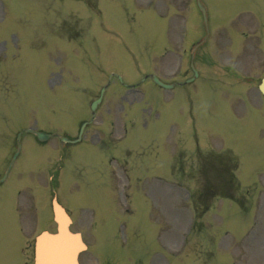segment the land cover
Here are the masks:
<instances>
[{"label":"rangeland","instance_id":"rangeland-1","mask_svg":"<svg viewBox=\"0 0 264 264\" xmlns=\"http://www.w3.org/2000/svg\"><path fill=\"white\" fill-rule=\"evenodd\" d=\"M200 1L207 10L209 30L213 33L207 40L214 44L216 38L224 52L228 50L229 57H219L217 46L210 47V61L198 57V63L213 69L196 66L193 81L175 86L167 93L151 82L140 81L144 72L159 75L161 70L162 77H170L166 72L172 66L182 70L188 67L187 50L203 35L195 0H0V131L10 134L6 137V133H0V158L4 166L9 151L14 149L10 141L16 130L24 126L61 131L68 127L63 123L65 120L74 133L78 123L89 118L90 101L114 75L85 134L90 137L96 131L101 135L102 131H111L115 138L126 128L127 137L118 149L96 144L95 137L65 150L63 162H68L69 154L84 163L77 168V172L83 170L81 175L73 176L74 186L78 184L76 189L72 187L78 191V201L90 194L86 189L97 181H85V170L106 169L107 151L124 150V146L133 150L126 158H136L140 147L128 144L138 134L145 143L140 151L147 154L143 161L148 163L147 150L153 154L155 146L162 160L158 166L149 168L134 162L135 166H144L145 171L141 166L129 167V175L135 180L137 194L148 191L150 188L146 190L143 186L160 178L161 183L156 185L161 216L159 235L151 245H137L136 252L140 255L134 256L138 259L135 262L151 257L152 264H225L224 260L227 264L229 261L240 264L238 251L231 250L232 239L238 241L248 225H260L254 233L258 241L257 257L251 256L254 248L247 244L254 235L249 233L252 226L241 238L245 253L241 264H264V207L260 204L262 201L264 205V196L257 199L264 186V98L255 87L264 74V0ZM189 19L196 31L187 34ZM227 41L229 45L234 43V48L228 45L227 49ZM228 66H234L238 73H227ZM190 74V71L183 73L185 77ZM134 83L141 84V89L137 87L139 92L126 95L123 87ZM226 149L236 155L239 191L246 186L242 194L250 200L241 195L240 201L249 209L245 214L230 199L216 195L211 213L195 214L193 207L200 209L210 202L205 197L208 181L201 169L207 168V173L216 169L210 154L202 152ZM172 150L183 151L178 155L181 163L177 175V168L170 165ZM34 154L35 165L42 167L49 162L39 149ZM26 155L33 157L24 150L14 166L18 167L22 161L31 166L30 160L24 161ZM114 172L120 174L116 166ZM20 180L11 173L0 185V190L5 192L0 199V264H23L24 260L29 263L33 236L43 226L53 227L50 210L41 208L44 213L39 218L48 216L49 220L43 225L31 205L28 208L31 212L17 209L28 214L16 228L15 199L9 193L14 192ZM32 181L37 182V178L33 177ZM253 184L257 188L247 187ZM97 191L102 197L107 194L106 188ZM150 196H154L153 191ZM113 197L115 201L117 196ZM69 203L67 200L66 204ZM80 209L90 208L78 207L77 212ZM86 212L77 215L80 218ZM213 220L218 221L212 225ZM20 225L24 228L22 233H18ZM203 228L207 234L210 232V239L213 234V242L208 241V235L206 239L205 235H198ZM188 231L191 233L187 237ZM186 237L183 249L181 243ZM226 248L231 255L224 251ZM116 252L121 251L116 249Z\"/></svg>","mask_w":264,"mask_h":264},{"label":"water","instance_id":"water-1","mask_svg":"<svg viewBox=\"0 0 264 264\" xmlns=\"http://www.w3.org/2000/svg\"><path fill=\"white\" fill-rule=\"evenodd\" d=\"M201 10L204 14L203 8ZM153 80L160 84L157 78L153 77ZM161 85L164 84L161 83ZM259 89L264 94V78L259 85ZM98 101L99 99L94 101L91 108H94ZM53 206L57 232L51 234L43 231L36 236L34 241V264H77L76 255L82 249L83 243L78 234H73L68 230L69 220L64 210L56 202ZM50 254L53 256V263L50 262Z\"/></svg>","mask_w":264,"mask_h":264},{"label":"flooded vegetation","instance_id":"flooded-vegetation-1","mask_svg":"<svg viewBox=\"0 0 264 264\" xmlns=\"http://www.w3.org/2000/svg\"><path fill=\"white\" fill-rule=\"evenodd\" d=\"M104 227H105V226H104ZM104 227H103V228H104ZM106 262H107V264H111V262H110V258H109L108 256L106 257Z\"/></svg>","mask_w":264,"mask_h":264},{"label":"bare ground","instance_id":"bare-ground-1","mask_svg":"<svg viewBox=\"0 0 264 264\" xmlns=\"http://www.w3.org/2000/svg\"><path fill=\"white\" fill-rule=\"evenodd\" d=\"M49 258H50V262L53 263V256L51 254H50V257Z\"/></svg>","mask_w":264,"mask_h":264}]
</instances>
